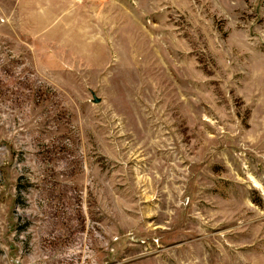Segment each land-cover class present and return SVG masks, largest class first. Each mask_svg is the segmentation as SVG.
I'll use <instances>...</instances> for the list:
<instances>
[{"label": "rangeland", "instance_id": "374dc122", "mask_svg": "<svg viewBox=\"0 0 264 264\" xmlns=\"http://www.w3.org/2000/svg\"><path fill=\"white\" fill-rule=\"evenodd\" d=\"M0 264H264V0H0Z\"/></svg>", "mask_w": 264, "mask_h": 264}]
</instances>
